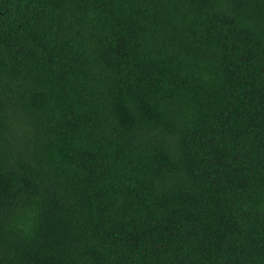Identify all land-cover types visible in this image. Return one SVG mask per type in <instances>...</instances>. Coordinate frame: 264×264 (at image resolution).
I'll return each mask as SVG.
<instances>
[{"label": "trees", "instance_id": "trees-1", "mask_svg": "<svg viewBox=\"0 0 264 264\" xmlns=\"http://www.w3.org/2000/svg\"><path fill=\"white\" fill-rule=\"evenodd\" d=\"M0 264H264V0H0Z\"/></svg>", "mask_w": 264, "mask_h": 264}]
</instances>
